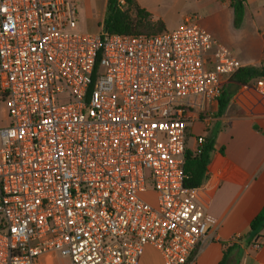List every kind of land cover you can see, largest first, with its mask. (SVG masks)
<instances>
[{
  "label": "built area",
  "instance_id": "obj_1",
  "mask_svg": "<svg viewBox=\"0 0 264 264\" xmlns=\"http://www.w3.org/2000/svg\"><path fill=\"white\" fill-rule=\"evenodd\" d=\"M200 20L94 34L70 0H0V264L195 258L215 220L185 185L188 128L244 68Z\"/></svg>",
  "mask_w": 264,
  "mask_h": 264
},
{
  "label": "crops",
  "instance_id": "obj_2",
  "mask_svg": "<svg viewBox=\"0 0 264 264\" xmlns=\"http://www.w3.org/2000/svg\"><path fill=\"white\" fill-rule=\"evenodd\" d=\"M159 1L137 0L154 20L164 22L166 30L180 27L186 17L169 20L161 12ZM211 1L225 5L223 9L228 10L234 25L232 0ZM244 4L243 20L239 27L234 25L245 40L240 60L244 67L264 68V0H245ZM106 5L107 0L104 13ZM260 80L264 82V77L247 85L233 81L231 99L221 113L219 104L213 107L211 125L206 128L201 117L188 128L187 148L192 151L198 146V136L215 140L207 178L199 188L200 202L215 226L188 264H264V230L258 249L243 240L264 207V94L257 87ZM140 264H164V259L158 249L147 246Z\"/></svg>",
  "mask_w": 264,
  "mask_h": 264
},
{
  "label": "trees",
  "instance_id": "obj_3",
  "mask_svg": "<svg viewBox=\"0 0 264 264\" xmlns=\"http://www.w3.org/2000/svg\"><path fill=\"white\" fill-rule=\"evenodd\" d=\"M119 0H107L103 18V30L110 34L144 35L152 36L166 31L164 22L154 20L152 15L142 8L137 0H124L120 6ZM245 0H232L231 7L234 10V25L239 27L244 16ZM264 77V68L244 67L233 78L236 84H249L253 79ZM233 85V84H232ZM223 89L219 100V113L228 105L231 99V87ZM215 150L213 137L205 138L198 144L195 151L186 149L184 157L185 185L188 188H200L207 178L211 155ZM264 230V207L259 215L252 221L249 233L243 238L247 246H251L259 239Z\"/></svg>",
  "mask_w": 264,
  "mask_h": 264
},
{
  "label": "rangeland",
  "instance_id": "obj_4",
  "mask_svg": "<svg viewBox=\"0 0 264 264\" xmlns=\"http://www.w3.org/2000/svg\"><path fill=\"white\" fill-rule=\"evenodd\" d=\"M75 2L78 10V29L86 33H98L102 26L105 9V0H70ZM159 7L165 17L171 21L184 20L185 17L200 16V25L211 32L215 38L226 45L235 56L243 58L240 53L245 44L233 25L228 10L223 9L221 2L211 0H160ZM118 4H121L119 0ZM244 43V44H243ZM6 113V107H0V118ZM44 259V258H43ZM49 264H71L67 258L51 256Z\"/></svg>",
  "mask_w": 264,
  "mask_h": 264
},
{
  "label": "water",
  "instance_id": "obj_5",
  "mask_svg": "<svg viewBox=\"0 0 264 264\" xmlns=\"http://www.w3.org/2000/svg\"><path fill=\"white\" fill-rule=\"evenodd\" d=\"M232 90H233V88H232Z\"/></svg>",
  "mask_w": 264,
  "mask_h": 264
}]
</instances>
